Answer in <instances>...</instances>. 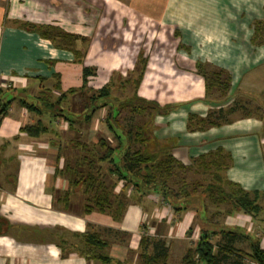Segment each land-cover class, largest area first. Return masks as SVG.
Segmentation results:
<instances>
[{"label":"crops","instance_id":"1","mask_svg":"<svg viewBox=\"0 0 264 264\" xmlns=\"http://www.w3.org/2000/svg\"><path fill=\"white\" fill-rule=\"evenodd\" d=\"M258 21H264V0H0V102L10 101L0 120V216L11 226L0 235V264H147L142 253L156 255L163 245L166 264L170 259L180 264L205 222L219 224L218 211L196 212L201 195L185 204L179 200L187 208L175 211L163 207L167 201L160 195L151 194L130 203L118 221L98 212L80 216L60 209L65 185L55 175L57 162L48 159L53 152L47 150L49 139L30 138L21 131L39 118L20 100L30 103L45 89L54 98L73 89L63 104L70 108L74 97L84 95L87 109L88 89L108 85L124 91L134 76L140 81L128 98L136 94L167 109L150 117L155 139L184 165L223 153L224 177L256 198L261 208L256 216L229 213L221 221L248 237L241 238L248 250L239 249L246 257L250 241L264 233V86L258 89L253 117L243 111L250 101L238 88L264 63V38L255 43L248 33ZM43 26L56 27L75 40L45 38L39 34ZM199 66L229 76L223 99L215 90L206 96ZM86 68L90 74L83 85ZM112 78L120 80L117 86ZM233 100L241 115L235 109L225 111L218 126L188 131L189 115L205 118ZM51 121L56 129L58 121ZM54 139L50 147L61 136ZM26 228H32L36 240L27 238ZM86 231L107 242L110 262L87 260L74 250ZM41 233L47 238H38ZM142 237L146 241L141 252Z\"/></svg>","mask_w":264,"mask_h":264},{"label":"trees","instance_id":"2","mask_svg":"<svg viewBox=\"0 0 264 264\" xmlns=\"http://www.w3.org/2000/svg\"><path fill=\"white\" fill-rule=\"evenodd\" d=\"M39 34L49 39L57 37L71 42L75 40L74 36L64 34L58 28L51 26L40 27ZM261 38H264V21L255 22L253 25V40ZM204 69V67H200L206 96L213 90L225 95L230 87V78L226 72L213 69L208 73ZM83 74L84 85L90 72L86 68L83 69ZM139 81L140 77L133 81L135 88H137ZM83 85L82 88L85 87ZM56 88L58 89L59 86L57 85ZM110 90L111 88L108 85L96 91L88 89V106L83 113H73L64 110L62 107L66 96L75 92L73 89L61 93L56 98L53 97L51 89H45L40 91L38 96L30 103L20 100V105L26 111L35 114L39 118L34 124L26 125L21 129L30 138H39L47 134L56 138L59 137L52 126L41 120L44 114L49 118H62L67 122L70 131H76L80 135L79 126L89 124L98 109L108 107L105 121L106 129L112 134L116 145H110L103 137L92 144L85 143L78 138L66 141L67 146L73 149L79 157L74 161L75 164H67L63 165L62 168L56 167L55 169L56 176H63L68 181V190L65 192L64 197L59 199L65 210H68L70 205L69 189L71 188L74 192L82 191L88 196V204L85 205L86 214L98 212L108 215L116 221L121 219L125 208L130 203H135L151 194H158L163 201H170L173 205L172 209L175 211L187 208L178 205L179 200L185 204L192 199L195 200V197H198L197 194H199V199L200 195L202 199L199 206L196 207V212L206 213L203 199L208 197L209 201L215 203V205L226 204L230 208V213H241L249 216H256L260 213L261 208L257 204L256 198L224 177L223 173L227 165L223 153L216 152L214 155L200 156L192 160L190 166L183 165L173 157L168 145L156 141L152 135L151 118L138 126L134 132L131 129L124 128L118 121L120 112L125 109L136 115L150 112V117L157 113H166L167 109L160 107L155 102L142 101L136 97V94L131 99L126 98L124 101L114 102L111 99ZM138 101L141 103L140 105H138L139 103L136 105ZM9 103L10 101L0 102V120L6 115ZM113 105H115L114 108ZM233 110V107H230L227 113ZM209 114L205 118L189 115L188 131H202L208 127L218 126L220 120L217 118L212 120ZM55 144L58 152L57 157L61 158L60 143H52V145ZM134 144L138 145V148L132 150ZM96 163L106 165L104 175L96 168ZM192 169L210 177L209 182L200 191H197L199 187L197 183L190 184L182 178H177L176 170L184 172ZM106 178L111 181L109 186L105 184ZM176 179L180 182L177 192L174 191ZM118 184L121 187L118 195H116L114 190ZM125 191H128V195ZM130 196L132 199L129 201ZM10 228L9 222L0 216V235L7 234ZM216 235L224 237L228 242H232L235 238H248L241 232L226 228L222 224H210L206 221L205 225L200 228L195 246L186 252L180 264H222L221 260L226 261L230 254L236 256V258L241 257V255L245 256L243 252H235L232 248H216L211 242V238ZM80 237V243L76 248L74 247L79 255L87 260H97L102 263L110 262L105 251L108 244L101 239L97 232L86 231ZM145 241V238L142 237L140 240L141 248L144 247ZM63 249V247H60L62 252ZM219 254H222V256L219 257ZM142 256L147 264H166L167 248L163 245L158 248L156 255L142 253ZM247 256L253 261L264 264V254L260 251L257 240L250 241V253Z\"/></svg>","mask_w":264,"mask_h":264},{"label":"rangeland","instance_id":"3","mask_svg":"<svg viewBox=\"0 0 264 264\" xmlns=\"http://www.w3.org/2000/svg\"><path fill=\"white\" fill-rule=\"evenodd\" d=\"M236 33H237V31H236ZM248 33H249V35L253 33V27L251 29H249ZM258 41H259V39L255 40V43ZM260 41H262V40H260ZM199 67H201V66H199ZM206 69H208L207 70L208 73L213 70L210 68V66H208ZM258 74H261L262 77L261 76L258 77L257 76ZM132 78H133V80H136L135 76ZM247 80H249V82L250 81L254 82L255 89H254V86L249 85V82H246V85L240 84V87H238V88H239V91L241 92L240 96L247 97L250 101L249 105H248V110L246 109L243 111H245V113L246 112L249 113L250 116L253 117L256 115V110H254V107L256 106L255 104L257 102H259L258 100L260 97V96H258L259 95L258 89H260L262 86H264V63L262 65H260L258 68L254 69L252 72H250L246 77H244V79L242 81L245 83V81H247ZM91 81L92 80L90 79L89 82H91ZM119 81L120 80H118V79L112 78V86H113V83L117 86ZM133 84L134 83L125 87L126 90H124V91H122V89L120 90L119 88H117V89L111 88V90H110L111 99L114 102H116V101L118 102V101H124L125 98L130 97L135 92V87ZM260 84H262V85H260ZM92 86L93 85L90 84V87H92ZM216 96L219 97V99L224 98V95H222L220 93H219V95L217 94ZM84 97H85L84 95L82 96V98L74 97L73 100L71 101V107L70 108H67L65 106V103L62 104L63 107L65 108L64 110L67 109V111H72L73 113L85 112L86 109H83L84 108V105H83L84 104ZM234 102L235 101L233 100L232 103L229 106H227L228 108H226L224 110H221V109L217 110L216 109V110H212V111L208 112V114L210 113L209 115L211 116L212 120L217 118L218 120H220V122H222V118L224 117L225 111H227L230 107H233V109H235V111L238 112L237 114L241 115L242 112L240 113L241 110L239 109L240 105L239 104H237L238 106L234 105L235 104ZM138 103H139V101L136 102V105ZM140 104L141 103H139L138 105H140ZM112 107L114 108L115 105H113ZM116 107H117V105H116ZM220 111L222 112L221 114H220ZM96 112L94 113L95 115H93V117H92L94 119L93 122L91 121L89 124H82V126H79L78 131L81 133L80 135L76 131H70L68 129L67 122L64 121L62 118H56V120L58 121V124H57V127L55 130L61 136V140L59 142L60 143L59 147L61 149V155H62L61 158H59V156L57 157V153H58L57 148L53 145H52L53 147H50L51 141H56L54 139V136H52L50 134H47L46 136L49 139V141L47 140V143L49 145L47 147V150L52 149V151H53L52 152L53 154L51 153L50 155H48L49 156L48 159H50L52 161H53V159H55V161L58 164V165H56L57 168H59L58 167L59 165H61V168L63 167V165L65 166L67 164L73 165V164H75L74 161H76L77 157H79L73 149H70L67 146V144H66L67 140H73L75 138H78L79 140H81L85 143L92 144V143H96L99 138L104 137L106 140L108 139L107 141L110 145H112V146L116 145V142L113 140L112 134L110 132H108L106 129L105 119H106V115L108 113V108L101 110L97 113ZM150 115H151L150 112H145L142 115H136V114L130 113L128 109H125L122 112H120V114L118 116V121H119L120 125L124 126V128L131 129V131L134 132L138 126H141L145 121L150 120ZM36 117L38 118V116H36ZM41 118L43 119V122L46 123L47 125H50L52 127L54 126L53 122L51 121L52 118H49L47 115L45 117L42 116ZM59 124H61V125H59ZM76 128H78V126H76ZM208 128H211V127H208ZM152 135L154 136L153 129H152ZM154 138H155V136H154ZM159 143H161V142H159ZM132 148H133L132 150H135L138 148V145L134 144ZM186 166H190V165H186ZM96 168L100 171L101 174H103V175L105 174V171H106V165L105 164L96 163ZM176 172H177V178H182V179H184V181H186L187 183H190V184H196L197 183L199 185L197 191H200L210 180L209 179L210 177L208 175H203L202 173H200L194 169L187 170L184 172H180V171L176 170ZM59 178H61L64 181V185H65V189L60 191L61 197L63 198L65 192L68 190V181L63 176L62 177L60 176ZM174 183H175L174 191L177 192V187L180 185V182L176 179ZM105 184L107 186H109L111 184V181L108 178H106ZM120 187L121 186L118 184L117 188L114 190V194L118 195ZM70 189H69V198L71 200L69 202V204H70L69 208L70 209H68L67 211L68 212L71 211V212L76 213L80 216L83 214L86 215L85 205L88 204L87 203L88 196L86 194H84L82 191H75L74 192L72 189L71 190ZM125 193H127V195H128V191H125ZM197 195L199 197V194H197ZM131 199L132 198L130 196L129 201ZM158 201H159V203L164 202V201L162 202V200H160V198L158 199ZM203 201H204V204L206 206V214L207 215H210V212H216V211L219 212V213H217L219 217H216L220 221L219 224H221V221H224V219L230 213L229 212L230 208H228V206H226V204H224V203L215 205V203H212L211 201H209L208 197H205L203 199ZM62 204H60L59 207L61 210H65L63 208ZM61 206H62V208H61ZM172 206H173L172 203L170 201H168L167 203L164 204L163 207L165 209L171 210ZM26 230L28 232L27 238H29L30 240H36V236L30 234L33 232L32 228L30 230L26 228ZM143 235L145 236L148 234L143 232ZM43 237L47 238V235L46 234L44 235L43 233H41L38 236V238H43ZM211 242L216 246V248L217 247H219V248L224 247L226 249L232 248L235 252H238L241 249H244L246 247H247L246 249L248 250V247H249L248 242H246V240L245 241L242 240L241 238H235L232 242H228V241H226V239L224 237L220 236V237L212 238ZM140 251L142 252L141 247H140ZM231 255L232 254L228 255V258L226 259V261L221 260L222 261L221 263L222 264H252V262H253L248 256L245 257V256H242L240 254L241 257L238 256L236 258V256H233V255L231 256ZM221 256H222V254H219V257H221ZM168 261L169 262L171 261L169 263V264H171L173 262L174 263L177 262L178 259H177V261L174 259H170Z\"/></svg>","mask_w":264,"mask_h":264},{"label":"built area","instance_id":"4","mask_svg":"<svg viewBox=\"0 0 264 264\" xmlns=\"http://www.w3.org/2000/svg\"><path fill=\"white\" fill-rule=\"evenodd\" d=\"M256 236L258 238L259 249L264 254V233H261ZM252 264H260V263L253 261Z\"/></svg>","mask_w":264,"mask_h":264}]
</instances>
